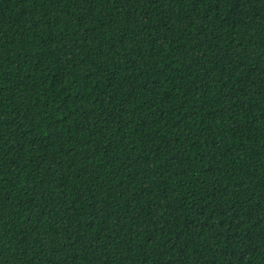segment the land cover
I'll return each mask as SVG.
<instances>
[{
	"label": "trees",
	"instance_id": "obj_1",
	"mask_svg": "<svg viewBox=\"0 0 264 264\" xmlns=\"http://www.w3.org/2000/svg\"><path fill=\"white\" fill-rule=\"evenodd\" d=\"M0 264H264V0H0Z\"/></svg>",
	"mask_w": 264,
	"mask_h": 264
}]
</instances>
